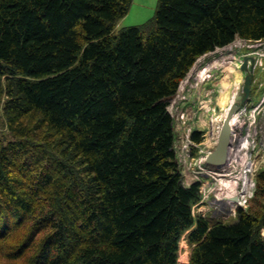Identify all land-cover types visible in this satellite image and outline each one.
<instances>
[{"label":"trees","instance_id":"obj_1","mask_svg":"<svg viewBox=\"0 0 264 264\" xmlns=\"http://www.w3.org/2000/svg\"><path fill=\"white\" fill-rule=\"evenodd\" d=\"M130 1L0 0V264H184L185 233L186 264H264V211L194 215L161 100L201 55L264 39V0H158L116 35Z\"/></svg>","mask_w":264,"mask_h":264},{"label":"rangeland","instance_id":"obj_2","mask_svg":"<svg viewBox=\"0 0 264 264\" xmlns=\"http://www.w3.org/2000/svg\"><path fill=\"white\" fill-rule=\"evenodd\" d=\"M157 4L158 0H131L126 14L116 23L114 34H119L123 28L141 26L153 19ZM231 43L228 45L229 48L227 45L222 48L217 47L198 57L188 71L189 74H186V78L184 77L180 81L174 97L167 101V109L174 119V151L182 181L185 185H190L193 182L200 184V199L193 206V213L195 216L208 217L212 223H232L237 218L239 208L250 213L264 211V198L255 195L256 176L264 170V39L247 42L236 36ZM252 51L255 53L254 56L258 63L254 67L249 99L238 108L239 115L234 125L230 127L232 139L229 140L230 147L233 149L236 146L235 151L238 153L236 159L230 160L232 163L234 162L232 174L237 176L241 172L244 173L245 178L251 183V190L241 203L235 204L213 197V193L216 191L214 189L216 176L209 172L221 169L223 165L220 167L209 166L201 160H204V156L214 146L217 129L224 110L228 106L229 96L240 90L245 74L239 69L243 55ZM215 59L218 60L219 65L213 68L215 71L211 72V79L196 86L197 82H195V75L192 72L193 67L198 66L197 68H199L207 63H213ZM229 63H233L236 70L230 72L225 69L226 67H223ZM229 72L230 74H228ZM4 95V93L0 94V135H7L10 138L5 118L1 115V102L6 99ZM195 131L201 136L200 142H194L192 139V133ZM41 136L43 134L37 135L36 138L40 140ZM237 143L239 147L236 145ZM227 152L229 154L228 150ZM232 153L226 154V160ZM260 233L264 239V229H261ZM190 253L191 245L188 244L185 233L180 240L178 261L186 264Z\"/></svg>","mask_w":264,"mask_h":264},{"label":"bare ground","instance_id":"obj_3","mask_svg":"<svg viewBox=\"0 0 264 264\" xmlns=\"http://www.w3.org/2000/svg\"><path fill=\"white\" fill-rule=\"evenodd\" d=\"M242 39V38H241ZM248 42V41H247ZM234 43V42H233ZM232 44V43H231ZM229 45V43H228ZM227 45V46H228ZM260 46V45H259ZM222 48V47H221ZM226 48V47H225ZM229 48V46L227 47ZM248 48V47H247ZM239 49V48H238ZM243 49V48H242ZM252 49V48H251ZM231 50V49H230ZM253 50V49H252ZM244 51V50H243ZM241 52V51H240ZM221 54V53H220ZM251 54H255V53H251ZM257 55H259V53H257ZM208 57V56H207ZM234 57V56H233ZM210 58V56H209ZM211 59V58H210ZM262 59V58H261ZM201 60V59H200ZM207 60V59H206ZM205 60V61H206ZM203 61V60H202ZM200 62V61H199ZM231 62V61H230ZM236 63V62H235ZM203 64V62H202ZM218 60L215 59V61H213V63H207L206 65H203L202 67H193L192 72H194V80L195 82H197L196 86H198V84L204 83L206 81H209L211 78V72L214 70L213 68H216L218 66ZM223 67H226L225 69H228L231 71L236 70L234 68L233 63H229V64H225ZM223 69V68H221ZM215 71V70H214ZM230 72L228 74H230ZM236 72V71H235ZM238 72V69H237ZM234 73V72H233ZM239 73V72H238ZM189 74V73H187ZM225 74V73H224ZM228 76V75H227ZM225 77V76H224ZM186 78V77H185ZM188 78V77H187ZM232 78V77H231ZM225 79V78H224ZM226 84V83H225ZM225 86V85H224ZM217 87V85H216ZM230 88V87H229ZM180 90V89H179ZM235 92L229 96V100H228V106H226L223 116L221 117V121L223 120L226 110L229 107V105L234 101V97H235ZM228 95V94H227ZM227 97V96H226ZM222 101V100H221ZM226 102V101H225ZM222 103V102H221ZM240 106V105H239ZM238 106V108H239ZM238 108L232 113L230 119H229V125L230 127L234 125L235 121L238 118L239 112H238ZM173 115V114H172ZM231 131V128H230ZM231 133H230V138L229 140L231 141ZM234 136V134H233ZM234 140V139H233ZM237 140V139H236ZM240 143V142H239ZM237 146L239 145L238 143L236 144ZM230 143L229 146L227 148V150L229 151V154L227 152V155L231 156L227 157V160L222 164L223 167L221 169H217L216 171H212L209 172L210 174H213L214 176H216V186L214 189H216L215 193H213V197L217 200H228L232 203H241L246 196L248 195V193L250 192V185L251 183L249 182V180H247L245 178L244 173L241 172V174H238L237 176L232 174L233 171L232 169L234 168V162L232 163L230 160L232 158H237L238 157V153L235 151L236 150V146L235 148L233 147V149L230 147ZM239 147V146H238ZM205 157V156H204ZM233 160V159H232ZM201 162H204V160H201ZM245 163V162H244ZM225 164V165H224ZM211 166V165H209ZM202 167V166H201ZM206 167V166H205ZM208 168V167H207ZM212 168V167H211ZM210 168V169H211ZM206 173V172H205ZM208 174V172H207ZM209 174V175H210ZM215 184V183H214ZM209 188H211L209 186ZM252 188V187H251ZM248 198V197H247ZM38 255V254H37Z\"/></svg>","mask_w":264,"mask_h":264},{"label":"water","instance_id":"obj_4","mask_svg":"<svg viewBox=\"0 0 264 264\" xmlns=\"http://www.w3.org/2000/svg\"><path fill=\"white\" fill-rule=\"evenodd\" d=\"M239 69L245 73L240 90L235 94L234 101L227 108L225 116L218 126L213 148L205 155L204 158L206 164L213 165L215 167H220L226 160L227 148L230 143L229 119L238 106L248 100L254 73V57L244 55ZM173 97L174 94L163 97L161 100L169 101Z\"/></svg>","mask_w":264,"mask_h":264},{"label":"built area","instance_id":"obj_5","mask_svg":"<svg viewBox=\"0 0 264 264\" xmlns=\"http://www.w3.org/2000/svg\"><path fill=\"white\" fill-rule=\"evenodd\" d=\"M251 53H254V52H251ZM256 63H258V62L256 61Z\"/></svg>","mask_w":264,"mask_h":264}]
</instances>
